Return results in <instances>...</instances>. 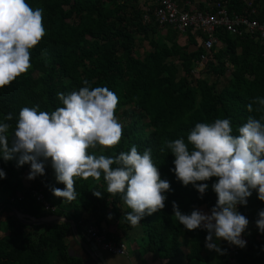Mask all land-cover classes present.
Instances as JSON below:
<instances>
[{
  "label": "trees",
  "instance_id": "16d2710c",
  "mask_svg": "<svg viewBox=\"0 0 264 264\" xmlns=\"http://www.w3.org/2000/svg\"><path fill=\"white\" fill-rule=\"evenodd\" d=\"M140 1L26 0L32 8L43 10L46 35L31 50L29 72L0 88V122L14 128L23 107L39 105L41 111H54L63 106L57 94L78 91L85 80L91 87H108L119 97L116 115L123 119V134L115 148H97L95 153L115 156L121 151H130L132 146L141 154L151 149L161 178L168 180L172 189L166 193L165 208L140 221L147 248L157 252L160 259L168 260L180 254L186 244L188 260L206 261L202 253L207 232L185 229L174 216L172 202L186 214L184 206L187 204L215 205L211 196H216L212 190L216 178L206 182L209 187L201 198L191 184L183 186L176 179L171 171L175 157L167 149L163 153L160 149L166 141L180 137L187 142V134L198 122L229 118L235 132L248 116L264 115V110L252 113L247 110L255 97L264 98V45L249 35L231 36L218 30L221 46L213 49L204 63L207 76L216 79L211 84L202 77L189 79L201 51L195 37L189 31L179 33L172 26L160 28L152 13H149V21H144L145 12L140 6L145 3L140 4ZM221 2L230 13L243 14L247 8L241 0ZM255 18L263 21L264 14ZM70 19L72 21L68 22ZM157 33H163V41L150 39L149 49L140 55L136 36ZM180 37L186 39L184 46L178 43ZM174 60L183 67L184 75L178 78ZM227 67L229 78L225 76ZM217 83L220 84L218 90ZM9 113L13 119L4 121ZM46 164L51 166V161ZM28 165L18 167L16 159L6 162L0 157V169L6 173V178L0 179V217L10 212L6 219L0 218V264H82L80 258L67 252L66 238L72 230L71 222L79 228L80 223H90L100 210L127 223L126 215L131 209L120 194L107 192L103 175L100 181L76 178L77 199L54 205L52 189L65 185L57 182L55 174H46L44 181L26 188L23 179ZM36 191L41 192L54 209H47ZM93 191H99L103 197L94 196ZM237 208L256 225L259 211L264 210V201L252 190L247 205ZM14 209L38 219L60 215L67 220L26 223L14 214ZM101 222V218L96 220L97 228ZM243 235L246 246L234 245L238 263L264 264V233L258 231L253 235L247 228Z\"/></svg>",
  "mask_w": 264,
  "mask_h": 264
},
{
  "label": "clouds",
  "instance_id": "9594fccd",
  "mask_svg": "<svg viewBox=\"0 0 264 264\" xmlns=\"http://www.w3.org/2000/svg\"><path fill=\"white\" fill-rule=\"evenodd\" d=\"M45 35L41 8H32L26 0H0V88L29 72L31 50ZM83 83L78 91L58 93L63 106L54 111H41L39 105L23 107L14 128L0 122V157L6 162L16 159L18 167L30 164L29 180L43 176L50 160L57 182L65 185L53 188V195L69 202L77 199L76 178L100 181L103 175L107 192L122 196L131 209L126 219L137 226L145 216L165 208L170 182L161 178L151 149L141 154L132 146L115 156L95 153L97 148L113 149L121 141L123 125L116 115L119 97L106 86ZM247 110H264V98L255 97ZM12 119L11 113L4 117V121ZM186 140L166 141L160 151L167 149L175 157L171 171L176 179L183 186L191 184L201 198L209 187L206 182L216 178L212 190L217 200L209 212L194 208L190 214L173 201L175 218L189 231L205 230V247L210 251L224 254L217 241L244 248L249 220L237 206L247 205L252 190L264 201V115L248 116L235 132L229 118L198 122ZM4 178L6 173L0 169V179ZM93 195L103 197L99 191ZM258 217L256 226L264 233V210Z\"/></svg>",
  "mask_w": 264,
  "mask_h": 264
},
{
  "label": "built area",
  "instance_id": "2783aa9c",
  "mask_svg": "<svg viewBox=\"0 0 264 264\" xmlns=\"http://www.w3.org/2000/svg\"><path fill=\"white\" fill-rule=\"evenodd\" d=\"M246 6L243 14H235L230 13L221 0L213 2L206 10L183 9L177 5L175 0H151L144 8L143 19L149 21V13H152L154 21L160 28L172 26L182 34L189 31L195 37L201 50L197 64H203L211 56L213 49L221 46L217 35L218 30L231 36L249 35L264 45V20L259 21L255 18V10L250 2ZM35 194L45 203L47 209H54L44 200L41 192L36 191ZM87 234L106 252L124 254L125 244L108 240L104 231L89 227ZM231 253L233 255L230 259L231 264H239L236 260L237 250L234 245L231 247Z\"/></svg>",
  "mask_w": 264,
  "mask_h": 264
},
{
  "label": "crops",
  "instance_id": "0c3cea01",
  "mask_svg": "<svg viewBox=\"0 0 264 264\" xmlns=\"http://www.w3.org/2000/svg\"><path fill=\"white\" fill-rule=\"evenodd\" d=\"M241 1L245 5L250 2L255 10L256 16L261 15V13L264 14V0ZM175 2L183 9L195 8L206 10L212 5V2H208L207 0H175ZM87 216L88 214L85 213L84 217ZM25 217H28V215ZM98 217L102 219L101 224H99V229L106 231L108 240L125 244L124 254H110L88 236V228L97 226L95 222L99 219ZM77 233L78 238L72 229L67 236V252L72 257L80 258L82 264H98L96 262L98 260L100 264H162L163 262L167 264H231L232 245L226 241H217V244H220L224 250V254H218L205 247L202 255L206 258V261H199L197 259L188 260L185 256L188 252L186 244L182 246V252L180 254L168 260L160 259L156 254L157 252L147 248L148 242L143 233L141 223L137 226H132L128 221L125 223L122 219L116 220L112 216L109 218V213L104 214L100 210L96 211V216L91 218L90 223H80L79 228L77 227Z\"/></svg>",
  "mask_w": 264,
  "mask_h": 264
},
{
  "label": "rangeland",
  "instance_id": "374dc122",
  "mask_svg": "<svg viewBox=\"0 0 264 264\" xmlns=\"http://www.w3.org/2000/svg\"><path fill=\"white\" fill-rule=\"evenodd\" d=\"M151 2V0H141L140 1V4H143L145 3V5H142L140 6L141 10H144V8L146 7L147 4H149ZM69 10V9H68ZM72 20L70 19L68 22H71ZM154 38V40L157 42H162L163 41V33H157L156 35H143V36H136V40H135V44H136V48L138 50V53L140 55L143 54L144 51L148 50L149 49V40ZM178 43L181 45V46H184L186 44V39H184L183 37H180L178 38ZM188 49H192V47ZM174 63L175 65L177 66L178 68V73H177V78L180 77V76H183L184 75V72H183V67L181 66V64L177 61V60H174ZM225 76L226 78H229L230 77V70H229V67H227V70H226V73H225ZM197 77H202L204 79L207 80V82L209 84L213 83L214 80L216 79L215 77H208L207 74L205 73L204 71V63L203 64H196L194 70H193V75L192 77H190L189 79H196ZM220 80V79H219ZM221 82V81H220ZM216 89H220V84L217 83L216 85ZM118 117V120L120 123L123 122V119L120 117V116H117ZM100 149V148H99ZM30 172V164L28 165V168H27V171L25 172L24 174V179H23V183L24 185L26 186V188H29V187H33V186H36L38 185L41 181H44L45 180V175L48 174V175H54L55 174V171L54 169L52 168V166L48 165V164H45V174L43 176H39V177H36L35 179L33 180H29L27 177H28V174ZM35 184V185H34ZM65 187H62L60 189H64ZM211 199L213 201H216L217 200V196H211ZM61 201H64L63 198H58L56 196H53L52 198V202L55 204H57V202H61ZM215 206V205H211L210 207H207L206 205H202L200 207H195V206H192L191 204H187L184 206V211H186L188 214L191 213V211L194 209V208H199L205 212H209L210 209ZM10 214V212H6L4 213L0 218L1 219H6V217ZM15 214V213H14ZM53 216L55 215H47L45 218H53ZM25 218V216H24ZM91 227H94V226H91ZM95 229H98L97 227H94ZM105 232L106 234V231L105 230H102ZM258 228L256 225H254L252 222H249V225H248V232L253 234V235H257V232H258ZM2 235V234H1ZM107 236V235H106ZM108 239V237H107ZM243 239H246V236L243 235ZM233 256V255H232Z\"/></svg>",
  "mask_w": 264,
  "mask_h": 264
},
{
  "label": "water",
  "instance_id": "95a60500",
  "mask_svg": "<svg viewBox=\"0 0 264 264\" xmlns=\"http://www.w3.org/2000/svg\"><path fill=\"white\" fill-rule=\"evenodd\" d=\"M14 213L15 215L21 219L22 221L26 222V223H35V224H41V223H46V222H52V221H66L67 219L64 218V217H61V216H53V218H35V217H25L24 216H27L21 212H19L18 210L14 209ZM72 223V229L73 231L75 232V235L77 236L78 238V233H77V226L75 225L74 222H71ZM98 264H100L99 260L96 261Z\"/></svg>",
  "mask_w": 264,
  "mask_h": 264
}]
</instances>
